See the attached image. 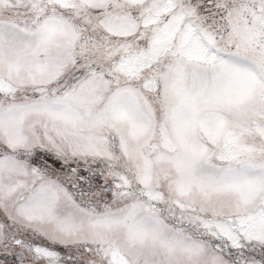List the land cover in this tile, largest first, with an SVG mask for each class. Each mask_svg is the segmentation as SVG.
I'll return each mask as SVG.
<instances>
[{
  "label": "snow or ice",
  "instance_id": "snow-or-ice-1",
  "mask_svg": "<svg viewBox=\"0 0 264 264\" xmlns=\"http://www.w3.org/2000/svg\"><path fill=\"white\" fill-rule=\"evenodd\" d=\"M0 264H264V0H0Z\"/></svg>",
  "mask_w": 264,
  "mask_h": 264
}]
</instances>
